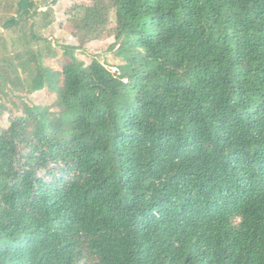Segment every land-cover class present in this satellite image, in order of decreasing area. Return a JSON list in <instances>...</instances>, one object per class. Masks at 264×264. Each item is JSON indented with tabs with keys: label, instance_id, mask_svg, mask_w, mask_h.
Here are the masks:
<instances>
[{
	"label": "trees",
	"instance_id": "16d2710c",
	"mask_svg": "<svg viewBox=\"0 0 264 264\" xmlns=\"http://www.w3.org/2000/svg\"><path fill=\"white\" fill-rule=\"evenodd\" d=\"M59 0H0V264H264V0H91L112 72L44 35Z\"/></svg>",
	"mask_w": 264,
	"mask_h": 264
},
{
	"label": "rangeland",
	"instance_id": "374dc122",
	"mask_svg": "<svg viewBox=\"0 0 264 264\" xmlns=\"http://www.w3.org/2000/svg\"><path fill=\"white\" fill-rule=\"evenodd\" d=\"M75 2L88 4L91 0H59L53 6L55 22L44 32V35L51 42L56 55L44 58L43 63L54 70L60 71L62 66L68 61V57L62 53L61 46H77L75 56L83 61L84 64L87 65L93 58H96L112 72H116V67L122 61L114 55V49L109 47L114 41V11H110L108 22L100 36L89 40L80 39L74 35L73 26L69 19V11ZM12 99L17 107H13L9 102H6L7 109L0 112L1 127H6L10 118L20 115L23 105H41L54 110L56 95L48 89H43L32 94L16 92ZM85 264H90V261H86Z\"/></svg>",
	"mask_w": 264,
	"mask_h": 264
}]
</instances>
